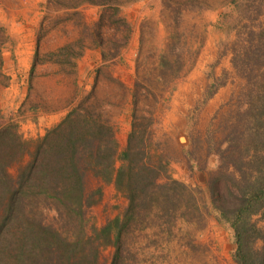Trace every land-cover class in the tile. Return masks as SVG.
Wrapping results in <instances>:
<instances>
[{"label":"trees","instance_id":"16d2710c","mask_svg":"<svg viewBox=\"0 0 264 264\" xmlns=\"http://www.w3.org/2000/svg\"><path fill=\"white\" fill-rule=\"evenodd\" d=\"M113 1L80 0L68 6L98 7L97 20L84 23L82 31L97 30L95 47L101 61L118 58L131 35L129 22ZM194 5L169 6L174 30L157 54L155 73L145 77L137 73L128 90L130 123L122 149L115 126L105 116V104L90 108L78 102L34 140L23 139L14 124H0V264H101L99 250L107 247L114 249L110 264H125L135 258L126 238L138 225L140 230L164 227L161 232L170 234L177 221L189 227L194 218L210 212L231 231L235 264H264V229L254 219L264 220V0L222 4L229 9L219 21L225 40L219 43L216 59L207 64L209 83L196 109L233 80L239 81V90L231 94L226 115L222 106L213 115L215 166L206 183L209 210L198 203L195 190L172 177L170 164L175 158L157 136L176 81L198 55L185 40L191 34L181 31L184 11ZM226 55L232 70L216 75ZM3 61L0 57V72ZM25 155L28 160L21 164ZM14 164L15 177L8 173ZM87 176L112 184L128 204L120 216L91 227L90 235L80 223L68 236L61 231L67 222L56 225L65 217L81 222L84 211L101 196V187L86 192ZM258 240L261 250L254 247Z\"/></svg>","mask_w":264,"mask_h":264},{"label":"rangeland","instance_id":"374dc122","mask_svg":"<svg viewBox=\"0 0 264 264\" xmlns=\"http://www.w3.org/2000/svg\"><path fill=\"white\" fill-rule=\"evenodd\" d=\"M18 1V7H13ZM18 1L0 0V57L4 60L0 72V124H14L23 139L34 140L80 101L90 108L108 105L104 113L116 128L119 150L125 146L129 131L128 90L137 73L139 77L155 73L157 54L174 30L170 7L178 3L196 4L184 11L181 31L191 34L185 40L192 51L198 50V55L176 81L156 131L175 158L170 164L172 177L195 190L198 203L209 210L206 183L215 166L211 155L213 115L219 106L223 116L226 115L231 94L239 90V81L233 80L196 109L209 83L207 64L216 59L219 43L225 40L219 23L229 11L222 6L225 0H114L113 4L118 2L121 15L131 26V35L120 56L107 61H101L100 50L95 47L97 30L82 31L84 23L97 20L98 7L84 5L90 8L87 13L82 8H68L80 0H53L50 4L46 0ZM107 42L110 44L112 40ZM64 47L67 50L60 52ZM86 51L94 52L88 60H84ZM222 70H232L230 55L221 60L215 74ZM27 160L25 155L21 164ZM17 171V164L8 168L13 177ZM98 187L101 196L84 211L81 222L79 218L65 217L56 225L69 224L61 227L63 233L70 236L81 223L90 235L91 227L99 228L125 211L128 202L112 184H103L91 176L85 178L86 192ZM254 219L264 229V220ZM193 222L187 227L177 221L170 234L161 232L164 227L140 230L142 225H138L126 238V247L135 258L125 264H235L231 257L234 244L230 229L217 222L211 212L194 218ZM262 245L258 240L254 247L261 250ZM113 251L112 247L101 248L99 262L110 264Z\"/></svg>","mask_w":264,"mask_h":264},{"label":"crops","instance_id":"0c3cea01","mask_svg":"<svg viewBox=\"0 0 264 264\" xmlns=\"http://www.w3.org/2000/svg\"><path fill=\"white\" fill-rule=\"evenodd\" d=\"M14 1H18V0H14ZM39 1H43V0H39ZM18 5H19V1L17 2V4L16 5H12L13 7H18ZM80 8H82V9H84L85 11L84 12H87L88 13V11H90V8H89V6H84V5H79L78 7H76L75 9H80ZM5 9L7 10L8 8L7 7H5ZM19 9H21V7L19 8ZM74 9V8H73ZM86 19V18H85ZM93 51H86L85 52V57H84V60H88L89 58H90V56L91 55H93ZM97 59V58H96ZM80 71H81V69L79 68V73H80Z\"/></svg>","mask_w":264,"mask_h":264}]
</instances>
